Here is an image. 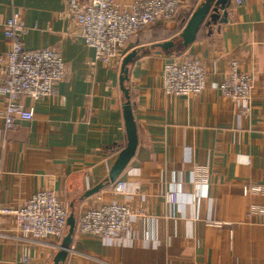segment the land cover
<instances>
[{"label":"crops","instance_id":"obj_1","mask_svg":"<svg viewBox=\"0 0 264 264\" xmlns=\"http://www.w3.org/2000/svg\"><path fill=\"white\" fill-rule=\"evenodd\" d=\"M203 1L182 0L174 19L132 36L123 57L106 64L95 59L73 18L86 0H0L1 56L9 48L4 24L17 15L24 49L52 50L65 64L50 97L21 99L33 109L31 121L6 129L0 93V205L17 209L36 192L52 191L76 218L104 203L131 212L123 238L82 237L75 224L63 264H264V214L252 210L264 208V196L244 193L246 185H264V0H232L227 22L202 25L187 47L160 54L152 48L176 39ZM132 50L138 53L125 87L138 144L116 182L106 185L127 142L119 78ZM186 60L204 68V92L166 95L164 65ZM231 63L253 80L248 102L231 101L219 90ZM197 166L207 168V184L195 183ZM117 182L124 184L122 195L112 192ZM171 194L174 203L167 200ZM67 229L59 241L36 242L13 216L2 217L0 264H52Z\"/></svg>","mask_w":264,"mask_h":264},{"label":"built area","instance_id":"obj_2","mask_svg":"<svg viewBox=\"0 0 264 264\" xmlns=\"http://www.w3.org/2000/svg\"><path fill=\"white\" fill-rule=\"evenodd\" d=\"M116 1L86 0L84 5L73 10V18L81 28L86 46L94 50L97 61L106 64L123 57L125 45L132 36L158 22L174 19L182 3V0H138L121 7ZM22 31L23 25L17 15L4 24V37L9 48L3 56L0 55V68L3 69L0 93L5 100L3 118L6 129L14 127L17 120H33V109H26L22 98L40 101L50 97L55 85L65 75V64L57 52L24 49ZM162 85L169 96L199 95L206 88V72L196 60L166 63L162 70ZM219 90L231 101L248 102L254 90L253 80L238 68L237 63H231L228 77L221 82ZM208 175L206 167L197 166L195 183L207 184ZM112 192L122 195L124 184L117 182ZM244 193L264 196V185H246ZM167 200L174 203L176 198L171 194ZM252 210L264 214L263 207H253ZM4 216H13L20 231L33 241H59L65 234L69 211L54 192L39 191L17 209L0 205V219ZM130 218L131 212L125 205L104 203L78 214L76 232L82 237L123 238L128 232ZM60 248L58 245L57 249Z\"/></svg>","mask_w":264,"mask_h":264},{"label":"water","instance_id":"obj_3","mask_svg":"<svg viewBox=\"0 0 264 264\" xmlns=\"http://www.w3.org/2000/svg\"><path fill=\"white\" fill-rule=\"evenodd\" d=\"M232 0H204L200 6L194 11V13L189 18L182 32L178 35L176 39L164 41L161 43H156L152 48H156L161 53V51L172 50L177 44H181L183 47H187L192 44L196 35L202 25L209 27L219 23L227 22V8L230 6ZM138 51L132 50L129 52L121 62L120 66V78L119 85L120 89L124 94L125 103L123 105V119L126 131V146L119 152L115 162L113 163L107 179L104 184L110 185L116 182L120 174L125 170L128 163L135 154L138 138L136 123L131 109V103L129 98V93L125 87V82L128 79V66L135 60ZM103 187V184L98 185L94 189L88 191L84 197H89L94 193L98 192ZM76 224V217L73 212L69 213L67 219V233L64 237L63 244L60 251L55 255L52 264H63L67 258L70 244L72 242V237L74 235Z\"/></svg>","mask_w":264,"mask_h":264}]
</instances>
